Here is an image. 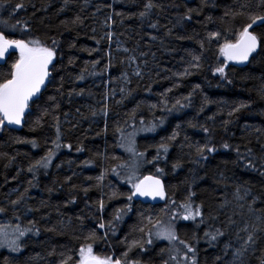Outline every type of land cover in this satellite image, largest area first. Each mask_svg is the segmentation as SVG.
<instances>
[{"label": "trees", "instance_id": "trees-1", "mask_svg": "<svg viewBox=\"0 0 264 264\" xmlns=\"http://www.w3.org/2000/svg\"><path fill=\"white\" fill-rule=\"evenodd\" d=\"M18 2H23L25 9L10 16L11 5ZM146 2L69 0L65 4V0H5L4 6H0V27L5 20L10 24H15L17 19L27 21L31 27L30 36L41 39L54 37L60 45L54 79L39 101V106L33 107L32 115L26 117V123L21 128L8 126V130L0 132V206L8 208L6 214H0V223L7 222L14 215L9 201L17 199L18 194L28 189L24 202L18 205V214L25 226L29 220H33L39 229L38 233L34 231L24 237L19 255L12 254L8 249H0V264H59L60 254L63 252L67 255L66 249L77 245L75 236L87 235L95 228L98 214L94 205L101 198V189L92 187L87 195L81 189L96 184L95 177L105 168L114 167L115 163L127 158V153L115 147L118 136L114 130L118 123L123 125L134 109L138 127L141 116L146 122L156 118L155 122L158 123L159 118L164 119L163 125L157 127L155 132H143L136 140L140 151L147 149L148 159L155 155V145L171 136L173 131L179 133L170 146L167 163L161 162L159 165L165 170L162 179L168 197L179 203L191 189L196 193L195 202L204 205L205 217H217L216 220H207L198 228L193 222L178 221L177 234L181 239L192 241L194 233L200 237L195 244L197 264H227L224 245L234 240V226L225 227L229 218L236 221V225L248 219V205L253 198L256 199L253 207L257 213L264 209V175H261L264 167L260 166L264 163L261 160L264 157V52L258 50L259 54L253 55L255 59L251 58L243 68L230 64L226 69L227 79H222L212 74V69L218 63L215 46H212L203 52V67L200 70L193 69L192 74L185 77L173 75L187 67L189 52L200 54L198 41L208 31L240 27L244 22L242 18L233 21L222 17L225 11L241 0H208L207 6H202L201 0H153L157 7L147 16L140 17L139 13L144 11ZM189 7L200 8L201 11L199 15L193 13L191 21L183 20ZM77 16L82 22L71 23ZM109 16L111 20H108ZM209 16L212 17L211 21L206 19ZM153 24L156 27H152ZM109 32L114 36L113 40L121 44L122 51L116 52V48L110 46L106 35ZM257 32L264 30L257 29ZM22 36L24 34L17 31L12 38ZM179 36L185 39H177ZM73 44L75 47H71ZM86 49L98 51L89 54ZM132 57L136 59L143 78L128 71V62ZM96 60L100 63L93 70L91 63ZM86 67L85 79L79 80ZM92 71L97 74L90 75ZM127 75L131 83L125 89L126 92L131 91V95H127L122 103H117L122 96L112 99L109 92L111 89L119 91L118 85L123 84L121 77ZM61 78L63 87L58 94L56 89L61 86ZM149 86L151 91L146 90ZM167 89H172L166 96L168 108L176 99L189 94H192L191 104L171 112L162 111L160 102L165 97L161 94ZM105 93H108L107 100ZM49 96H56L55 102L49 101ZM181 102L187 103L184 100ZM105 103L108 106L107 117L100 114ZM241 103L248 107L229 116L228 113ZM55 104H59V107L56 108ZM152 104H156L157 108L150 109ZM137 105L140 107L137 108ZM45 108L50 114L44 117L39 126L35 125L34 121ZM94 111L97 112L95 116L92 114ZM54 117L59 118L62 144H71L72 149L62 147L47 170L30 173L28 167L45 156L47 149L52 147L50 141L55 138L56 132ZM225 121L228 123L225 124ZM105 123L107 131L104 130ZM201 126L207 127L209 132L205 133ZM127 130L131 131L130 128ZM17 138L35 139L38 146L34 148L30 143H17ZM209 140L218 150L212 154L206 153L208 159L199 163L194 162L186 146L181 147L187 143L203 144ZM225 142L231 146L227 150L221 146ZM77 147L84 150L77 152ZM237 147L241 155L237 154ZM248 149H252L257 169L245 167ZM105 156L109 159H105ZM112 156L121 157V160L113 161L110 159ZM86 160H91L92 165L85 167L83 162ZM177 160L181 167L173 170L172 164ZM154 171L151 165H146L141 174ZM69 176L72 179L66 181ZM29 181L35 186L30 187ZM73 185L76 187L73 188ZM238 186L241 189L246 186L250 190V195L244 200L236 198ZM112 190L127 194L131 187L109 174L103 181V192L110 194ZM73 199L75 203L70 202ZM125 203L127 201L123 196L106 201L105 221L111 219L114 209ZM132 203L133 211L118 225L115 236H109L108 243L112 245L109 250H115L117 254L125 250V245L121 243L125 236L129 239L140 237V233L132 232L140 213L163 216L161 209L165 205L151 207ZM209 225L223 228L225 235L209 243L203 238ZM260 236L256 247L264 249V233ZM147 247L148 251L144 253L134 250L130 255L139 259L141 264H164L168 260V243L155 241ZM106 248L105 241H97L96 250ZM260 254V251H256L253 255L250 250L243 257L244 264H259L256 257ZM169 264L173 262L169 261Z\"/></svg>", "mask_w": 264, "mask_h": 264}, {"label": "snow or ice", "instance_id": "snow-or-ice-1", "mask_svg": "<svg viewBox=\"0 0 264 264\" xmlns=\"http://www.w3.org/2000/svg\"><path fill=\"white\" fill-rule=\"evenodd\" d=\"M5 0H0V6H4ZM10 2V0H9ZM69 0H65L67 4ZM208 0H201L202 6H207ZM26 5L23 2H18L11 5L10 16L23 9ZM111 7V5H108ZM157 5L153 0H147L144 4V11L140 12V17L147 16L153 8ZM98 11L100 9H97ZM201 9H193L189 7L182 17L183 20L191 21L193 19V13L199 15ZM120 15V13H116ZM231 18L235 21L237 18H242L243 23L240 27H225L223 29L210 30L206 35L201 38L198 43L200 47V54L189 52L190 59L187 61V67L182 72L173 73L178 77H185L192 74V70H200L203 65L201 63L203 52L215 46L217 66L212 69L213 75H219L222 79H227V72L230 64L233 65H247L250 62V57L255 59L254 53L264 52V32H257V29L264 30V0H241L237 4L230 7L224 12L222 19ZM112 17L109 16L108 20ZM208 21L212 20L209 16L206 18ZM82 22L80 17L77 16L71 23L75 24ZM152 27H156L155 24ZM19 31L24 34L21 38H12L15 33ZM95 31V30H93ZM31 27L27 21L16 20L15 24H10L7 20L3 21V26L0 27V132L8 130V126H23L26 123V117L32 115V109L34 106H39V101L43 98L45 92L48 90V86L52 83L54 77L53 72L57 70L56 64L59 62L58 52L60 49L59 42L54 37H48L47 39H41L37 36H30ZM171 30H169V33ZM111 39L112 33L106 34ZM177 39L183 40L185 37L179 36ZM99 44V41H97ZM207 46V47H206ZM75 47V45H71ZM87 50V49H86ZM89 54L92 51H98V49L87 50ZM125 51H127L125 49ZM69 63H72L69 60ZM100 63L99 60L91 63V68L94 70ZM110 63V62H109ZM108 65L105 66V71ZM87 67L81 72L78 79H85L84 73L87 72ZM95 75V71L89 73ZM137 77H142L139 70L134 73ZM126 83H131L130 80L125 77ZM231 81H229L230 83ZM63 87V78H61V86L56 89V92L60 94L61 88ZM199 88V85L196 86ZM151 91L150 86L146 89ZM112 94H115V90H111ZM122 94L121 101L127 95H131V91L126 92L125 88L119 89ZM172 89H167L165 93L161 94L165 99L161 100V110L171 112L172 110H179L187 107L191 104L192 94L176 99L172 104L171 108L167 106V92H171ZM83 90H81L82 94ZM108 99V93H105V100ZM49 101L55 102L56 96H49ZM181 100L187 103H182ZM58 108L59 104H55ZM140 106L137 105V108ZM248 107V105L241 103L234 107L232 111L228 113L229 116H233L235 113L241 111V109ZM150 109L157 108L156 104L149 106ZM108 106L105 103L104 107L100 110V114L107 117ZM203 111V107L201 108ZM50 114L49 110L45 108L42 114L37 117L34 124L39 126L40 122L46 115ZM94 116L97 112L92 113ZM55 123V138L50 141L52 147L47 149L45 156L37 159L32 163L27 171L35 174L40 169L47 170L51 165L53 159L58 154L62 147H66L69 150L72 149L71 144H62V133L59 123V118L54 117ZM212 119V117H209ZM153 121H145L141 116L138 121L139 127L136 121V110L134 109L129 118L123 122V125L117 124L114 134L118 136L115 147L122 149L127 153V158L123 162L115 163L114 167L105 168L100 175L95 177L96 184L88 187H83L81 190L87 195L92 187L101 189V198L96 201L94 207L98 218L96 226L93 230L88 231L87 235H76L75 239L78 241L77 245L66 249L67 255L61 253V259L59 264H141L139 259H134L130 253L134 250H139L140 253L148 251L147 246H151L155 241H166L169 247V258L164 261V264H169L172 261L173 264H197V248L196 243L199 242L200 237L195 233L193 234L192 241L181 239L177 234L176 225L178 221H191L198 228L200 225L207 223V220H216L217 217L209 216L205 217V209L202 203L197 204L194 200L196 193L191 189L185 199L181 202H177L172 197H167L165 184L162 177L165 175V170L160 167V163H167L168 153L170 146L177 140L179 133L173 131L171 136L161 140L158 145H155V155L148 159L147 149L140 151L137 146L136 137L143 132H155L157 127L162 126L164 119L161 117L158 119V123ZM228 121H225L227 124ZM126 126V127H125ZM196 127V125H191ZM107 123H105V131H107ZM203 127V126H201ZM131 129L128 131L127 129ZM179 128V125H177ZM32 130H35L34 128ZM205 133L209 132L207 127H203ZM99 134V133H98ZM187 141V137H185ZM17 143H30L34 148L37 147V141L32 140H21L16 139ZM48 143V141H46ZM187 147L189 149V155L194 157V162L199 163L202 160H207L208 155L215 153L218 149L209 140L207 143H187L181 145V147ZM224 149H229L231 146L225 142L221 145ZM264 148V145H262ZM82 147H77V152H82ZM236 152L241 155L239 148L237 147ZM105 159L109 157L105 156ZM113 161H120L121 157L112 156L110 157ZM247 163L246 168L257 169V163L252 157V149H248L247 152ZM264 161V157H261ZM85 167L91 166L92 161L86 160L83 162ZM146 165H151L155 171L143 175L141 174V168ZM261 167H264V163H261ZM59 167V165H57ZM181 167L180 161L177 160L172 164L173 170ZM111 174L118 178L122 183L130 185L131 190L129 193H119L117 190H112L110 194L103 192V181L106 177ZM264 175V172L261 173ZM71 176L66 177V181H70ZM91 180L92 177H87ZM29 186L34 187L35 185L29 181ZM76 186L73 185V188ZM241 190L243 194L241 195ZM28 189L24 190V193L18 194L17 199L10 200L9 203L14 212L12 219L6 223H0V249H8L11 252H19L21 250L24 237L32 232H39L36 228V222L29 220L27 226L21 221V216L18 214V205L25 200V194ZM250 195L248 187H237L236 198L238 200H244ZM123 196L127 203L122 207L114 209L111 219L105 221L104 210L106 207V201H111L114 198ZM134 197H146L152 200L159 198L160 200H166L167 203L161 212L163 216L157 214L145 215L140 213L139 221L132 227V232L140 233L139 238L129 239L128 236L121 241L125 245V250L117 254L115 250H109L112 245L108 243L109 236H115L118 225L123 222L125 216L133 211V198ZM75 203V199L70 201ZM256 204V199H252V203L248 205L250 216L248 219L242 222V226L236 225V221L229 218L228 224L225 227L236 226V240L239 242V247L236 249L234 254V262L239 261V264H244L243 257L250 250L255 254L256 251H260V256L256 257L259 264H264V249H257V241L261 238L260 234L264 233V209H261L259 214L253 207ZM243 206V205H242ZM8 208L0 206V214H6ZM254 217V219H253ZM15 221V222H13ZM103 230V231H101ZM244 233L245 235H241ZM225 235L223 228H213L209 225L208 230L204 231L203 238L209 243L216 241L219 237ZM103 240L107 243L105 250H96L97 241ZM230 247V243L225 245V249ZM227 254V252L225 253ZM217 259H220L219 257Z\"/></svg>", "mask_w": 264, "mask_h": 264}, {"label": "rangeland", "instance_id": "rangeland-1", "mask_svg": "<svg viewBox=\"0 0 264 264\" xmlns=\"http://www.w3.org/2000/svg\"><path fill=\"white\" fill-rule=\"evenodd\" d=\"M106 28H108V27H106ZM108 29H110V28H108ZM114 36L112 35L111 36V39H109L110 40V46H113V47H115L116 48V52H119V51H122L123 49H122V46H120L121 44H119V42H115L114 40ZM119 45V46H118ZM118 46V47H117ZM128 71L129 72H131V75L132 74H134L137 70H139L140 72H141V70H140V68H139V66H138V64H137V61H136V59L135 58H130V60H129V62H128ZM128 74V73H127ZM125 77H127V79L129 80V75H127V76H123V77H121V80H122V85L120 86V84L118 85V88L120 89V88H125V86H127V84L128 83H126V80H125ZM112 90V89H111ZM110 90V92H109V97L110 98H115V97H117V96H122V94L120 93V91H116V89H113V90H115V94L113 95L112 94V91ZM126 90V89H125ZM141 135V133L136 137V140L139 138V136ZM140 172L142 173V168H141V170H140ZM130 186V185H129ZM131 187V186H130ZM238 209L239 210H242V208H239L238 207ZM154 214V213H153ZM157 214V213H156ZM180 221H183V220H180ZM183 222H191V221H183ZM2 223H6V221H3ZM178 223H177V225H176V229H177V227H178ZM238 226H242V223L240 224L239 223V225ZM232 231H233V234H234V240H233V243H231L230 244V247L229 248H227V249H225V245H224V251H225V253L227 252V254H226V262H227V264H239V261H235L234 262V254H235V252H236V249L239 247V242L236 240V236H235V232H236V226H234L233 228H232ZM241 235L243 236V235H245L244 233H241ZM157 242H159V243H167L166 241H157ZM228 244V243H227ZM22 252V246H21V250L19 251V252H11L12 254H14V255H19L20 253Z\"/></svg>", "mask_w": 264, "mask_h": 264}, {"label": "water", "instance_id": "water-1", "mask_svg": "<svg viewBox=\"0 0 264 264\" xmlns=\"http://www.w3.org/2000/svg\"><path fill=\"white\" fill-rule=\"evenodd\" d=\"M259 50V49H258ZM257 50V51H258ZM254 54H256V53H254ZM253 54V55H254ZM250 59H251V57H250ZM235 66H237V67H240V68H243V67H245L246 65H235ZM12 127H17V128H21L22 126H12ZM164 182V181H163ZM165 184V183H164ZM165 189H166V187H165ZM167 194V193H166ZM134 199V201H135V203H142V204H144V205H151V206H154V207H156V206H162V205H164L165 203H166V201H167V198H166V200H160L159 198H157L156 200H152V199H150V198H146V197H134L133 198Z\"/></svg>", "mask_w": 264, "mask_h": 264}]
</instances>
